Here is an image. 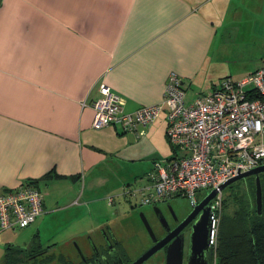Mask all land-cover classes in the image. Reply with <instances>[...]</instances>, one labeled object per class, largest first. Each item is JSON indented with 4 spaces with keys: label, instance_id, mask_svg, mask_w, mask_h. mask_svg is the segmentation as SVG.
Wrapping results in <instances>:
<instances>
[{
    "label": "crops",
    "instance_id": "crops-1",
    "mask_svg": "<svg viewBox=\"0 0 264 264\" xmlns=\"http://www.w3.org/2000/svg\"><path fill=\"white\" fill-rule=\"evenodd\" d=\"M232 48H257L247 71L262 66L264 0H0V189L38 180L46 199L45 185L79 181L116 156L125 133L92 127L100 83L132 112L159 103L172 73L190 86ZM45 199L33 223L46 219ZM11 233L0 231V264L18 242Z\"/></svg>",
    "mask_w": 264,
    "mask_h": 264
},
{
    "label": "built area",
    "instance_id": "built-area-1",
    "mask_svg": "<svg viewBox=\"0 0 264 264\" xmlns=\"http://www.w3.org/2000/svg\"><path fill=\"white\" fill-rule=\"evenodd\" d=\"M92 100V127L115 126L124 133L139 131L167 110V138L175 156L157 162L148 174L143 203L189 197L193 206L201 190L217 189L212 199L209 244L217 264L216 248L223 215L221 185L229 179L264 165V61L260 68L235 81L222 79L219 86L186 101L185 85L172 73L161 103L125 112L120 94L105 82ZM131 194L134 191H129ZM45 194L26 181L16 188L0 189V231L31 225L44 212ZM112 201V199H111Z\"/></svg>",
    "mask_w": 264,
    "mask_h": 264
},
{
    "label": "rangeland",
    "instance_id": "rangeland-1",
    "mask_svg": "<svg viewBox=\"0 0 264 264\" xmlns=\"http://www.w3.org/2000/svg\"><path fill=\"white\" fill-rule=\"evenodd\" d=\"M232 49L235 50L231 51V55L223 56L219 62L213 65H218V70L207 68L190 83V86H185L187 102H190L199 93L209 91L213 89V86H219L225 77L238 81L252 73L247 71V67L251 65L247 53L248 55L252 54L255 60L259 55L256 52L257 48H248V52L246 49ZM154 124H156V129L151 133L150 128ZM167 125V110L165 108L153 123L146 128H141L144 133L142 134L143 138L140 136L137 140L131 141V139L124 138L130 132L122 134L120 136L122 139H116L113 142L116 156L93 171L84 173L81 180L76 182L66 180L61 182L58 188L55 185H45L44 190L47 195L45 199L46 215L44 216L46 219L43 220V223L42 221L41 223L40 221L35 222L29 227L15 231L10 229L12 230L11 234L15 235L14 241L18 239V242L14 244L26 249L23 264H41L53 253L61 254L67 249L74 251L76 250L75 245L83 246V241L86 242L88 235L94 236L99 244L103 241L100 229L112 219V228L118 238L122 240V247L130 258H138L152 246V238L141 220L142 212L151 219L150 224L154 232L160 233L162 226L154 216L156 206L166 211V207L171 205L179 213L192 210V200L185 196H176L156 203H143L142 201L146 193L140 189L147 183L148 174L154 170L157 162H163L164 159L176 155L175 149L167 138ZM245 183V179H242L223 190L224 215L231 217L230 215L238 208L236 194L238 191L241 194L245 193ZM130 190L134 193L131 194ZM208 193L209 190L199 191L196 195L197 201H201ZM111 199L114 201L113 203H110ZM78 201L87 204V207L82 206V203L79 205ZM66 208L68 209L64 212L59 211ZM48 209L54 210L48 212ZM78 213H81V216L78 215L79 217L76 218L75 215ZM71 215L73 216L72 220H70ZM37 229H39V233H36ZM37 234V239L43 245L56 244L58 246L52 251H44L41 249L43 246L36 248L35 244L28 245V242L32 241V237ZM77 234H82V236H74ZM45 246L43 248H46ZM40 253L43 254L39 255ZM164 254V250L158 251L143 264H165ZM210 263L214 264L212 254H210ZM52 264L63 263L58 259Z\"/></svg>",
    "mask_w": 264,
    "mask_h": 264
},
{
    "label": "trees",
    "instance_id": "trees-1",
    "mask_svg": "<svg viewBox=\"0 0 264 264\" xmlns=\"http://www.w3.org/2000/svg\"><path fill=\"white\" fill-rule=\"evenodd\" d=\"M32 182L39 186L38 180ZM245 182V193L241 194L238 191L236 194L238 208L230 215L231 217L222 215L216 248L217 264H264V216H259L256 212L255 180L246 178ZM35 239L32 245L35 244L38 248L41 243L37 237ZM49 247L51 246L43 250L49 251ZM6 251L2 264L25 262V247L10 244ZM210 254L214 258V253L210 252ZM62 257L53 253L41 264H50L55 260H62Z\"/></svg>",
    "mask_w": 264,
    "mask_h": 264
},
{
    "label": "water",
    "instance_id": "water-1",
    "mask_svg": "<svg viewBox=\"0 0 264 264\" xmlns=\"http://www.w3.org/2000/svg\"><path fill=\"white\" fill-rule=\"evenodd\" d=\"M261 172H264V165L240 173L239 175L229 179L227 182L222 184L220 188L221 190H224L236 181L255 175L257 180V206L260 213L263 208L262 185L259 176ZM217 193V189H213L212 191H210L201 201L193 206V210L185 218L183 224L178 225L172 230L169 227L170 225L168 224L167 219L162 216V227L167 232V235L159 240L148 219L142 212L141 218L143 219L144 224L146 225V228L154 244L143 254H141L134 262H132V264H143L147 259H149L166 245H168L166 264H183V251L185 241L183 229L187 226V224H185L187 221H193V225L191 228L192 231L189 235V247L186 264H211V246L209 244V231L211 227L212 216L211 201ZM158 208L159 207L156 206L155 210H157Z\"/></svg>",
    "mask_w": 264,
    "mask_h": 264
},
{
    "label": "flooded vegetation",
    "instance_id": "flooded-vegetation-1",
    "mask_svg": "<svg viewBox=\"0 0 264 264\" xmlns=\"http://www.w3.org/2000/svg\"><path fill=\"white\" fill-rule=\"evenodd\" d=\"M259 176H260L261 185H262V199H263V208L260 213L258 211V206H257L256 176L255 175L250 176V177H247V179L252 178L255 180L256 187H255V192H254L255 194L254 201L256 205V212L259 216H264V172H261ZM192 210L185 212V213H179L171 205H168L166 207V211L160 207L157 210H155L154 208V216L158 220V222L161 224V226L163 223L161 221V218L162 216H164L167 219V222L170 225L169 227L172 230L178 225L183 224V222L185 221V218L190 214ZM146 218L148 219L149 223L152 222L149 217L146 216ZM141 220L143 221V219ZM185 224H187V226L184 227L183 229V232L185 235L183 264H186L188 247H189V235L192 231L191 228L193 225V221L191 222L187 221ZM112 227H113V224H107L105 225V227H102L100 229L101 238L103 241L102 242L99 241L100 242L99 244L96 241L94 236L88 235L86 238V242L83 241L85 242L83 246H80L77 244L75 245L76 250L69 251L67 249L66 252L61 253L60 255L63 256L61 260L62 263L63 264H132V262H134L137 259V257L135 258L129 257L127 251L124 249V247H122V240L118 238L117 233L114 232ZM155 233L157 235L158 240L164 237L165 235H167V232L164 230L163 227L160 233H157V232ZM153 244L154 242L152 241V245ZM167 247L168 245L164 246L162 249L159 250V251L164 250L165 260H166V254H167ZM41 249H45V248L41 247ZM42 254L43 253H40L39 255H42ZM53 262H51L50 264H52ZM165 264H166V261H165Z\"/></svg>",
    "mask_w": 264,
    "mask_h": 264
}]
</instances>
